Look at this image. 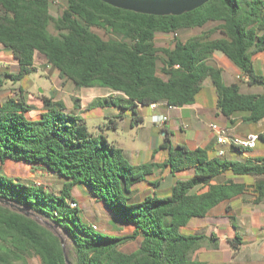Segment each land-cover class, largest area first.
<instances>
[{"label": "trees", "instance_id": "1", "mask_svg": "<svg viewBox=\"0 0 264 264\" xmlns=\"http://www.w3.org/2000/svg\"><path fill=\"white\" fill-rule=\"evenodd\" d=\"M50 4V0H0V47L18 65L17 73L0 75V88L3 77L20 81L34 72L39 54L58 71L62 84L111 92L87 108L122 110V102H127L133 112L132 126L143 121L136 107L193 105L207 81L222 116L242 115L251 124L264 120V79L255 74L252 63V56L264 51V0H210L180 16L144 15L100 0H62L61 12L53 15ZM94 28L115 38L105 40ZM185 30L198 33L180 41L177 35ZM159 34L175 35L173 45L156 46ZM214 51L224 54L249 81L226 84L222 71L211 61ZM22 89L19 98L0 106V163H23L60 177L62 187L54 194L40 184L8 177L0 168V199L23 206L60 228L72 243L71 264H236L192 259L195 251L217 239L183 234L181 229L239 196H249L255 205L264 204L263 180L236 179L264 175V158H219L210 155L215 151L211 144L194 148L178 143L171 148L165 134L159 147L167 150L164 159L133 164L105 136L90 133L79 115L67 112L62 100H54L56 94L42 100L44 112L29 118L32 108ZM258 140L264 141L263 135ZM156 170L172 176L188 170L193 174L175 180L165 197L153 192L133 201L131 193L137 185H157V179L148 181ZM77 186L111 212L113 220L128 225L130 233L114 236L95 231L82 218L72 195ZM131 242L137 243L133 251L120 250ZM240 244L236 236L232 245ZM32 255L39 264H65L57 236L0 206V264H28Z\"/></svg>", "mask_w": 264, "mask_h": 264}, {"label": "rangeland", "instance_id": "2", "mask_svg": "<svg viewBox=\"0 0 264 264\" xmlns=\"http://www.w3.org/2000/svg\"><path fill=\"white\" fill-rule=\"evenodd\" d=\"M51 1V13L53 15H58L61 12V4L62 0H50ZM95 33L101 36L103 39H111L115 38L111 36L109 33L105 32L102 29L94 28L92 29ZM198 31L185 30L178 33L177 38L180 41H184L186 38L197 34ZM175 35L172 34H159L155 37V45L158 47H169L173 45ZM35 71L29 73L20 81H12L9 78L3 77L4 84L0 88V106L5 103L8 99H17L19 98V87L21 86L23 89V96H25L28 105L32 108V112L28 113V117L32 118L38 113L40 109H43V99H49L53 94H56L54 100H62L64 101L66 111L72 114H77L80 118L85 122L86 127L90 133L93 135H103L107 138V140L124 150L125 154L123 157L129 161L132 158L133 164H139V162L146 163L159 162L158 158L161 156H157L154 159V151L159 150L161 143L163 142V137L161 136L160 130L165 129L164 126L167 125L176 130L174 133L175 138H180L184 133L185 136H189V132L191 131V126L185 132H180L179 129V120L172 117L170 120L164 124L158 125L156 124L153 128V133L149 140L143 139V128L145 129L148 123H150L151 119L147 116L148 106L142 107V114L147 117L144 121L143 126L134 125L132 126V117L133 112L131 111L129 104L127 102H122L124 106L121 115L113 116V117H105V110L99 107H91L86 108L84 106L82 109L77 110L74 107L75 100L81 98L82 102L85 104L87 102L86 96L89 93L90 89H95L96 91H103L104 88H77L70 82H65L62 84V80L59 79L58 71L54 70L46 63V60L43 56L36 54L35 56ZM17 64L10 55V53L6 52L0 47V75H4V73L14 74L17 72ZM236 80V79H235ZM237 81V80H236ZM208 82V81H207ZM206 82V83H207ZM206 83L204 86H206ZM241 83V82H238ZM244 84V83H241ZM116 95L123 97L122 94L116 93ZM214 97L211 95H206V93L198 94L196 97V101L204 102L207 104L212 103V99ZM214 100V99H213ZM80 99L77 102V105H80ZM213 104V103H212ZM177 113V112H173ZM205 118V117H204ZM187 119V118H186ZM112 120V121H111ZM208 119H200L198 123H194L193 127H196L200 131V135L202 137H206L209 133H212L210 128L207 127ZM213 122L216 125H224L220 119H216L214 117ZM213 124V123H212ZM170 141L172 144V137H170ZM193 143V140H190V144ZM189 147H193L189 145ZM263 149L262 144L259 142L257 149L255 151H260ZM127 150V151H125ZM132 152V155H131ZM154 153V154H153ZM153 154V155H152ZM131 157V158H130ZM130 158V159H129ZM0 168L3 173L11 178H16L21 180L24 183L29 184H40L44 186L48 191L59 194V191L62 187L63 179L60 177H54L53 175H46L41 173L40 170H35L31 166L16 163L9 160H6L2 164L0 163ZM185 174V175H184ZM193 174L192 170H188L180 175L179 179H184V177L191 176ZM161 178V179H160ZM155 179L159 180V184L155 186L148 185L146 183H142L137 185L131 193V199L133 201L140 200L141 195H148L152 190H155L159 196L165 197L169 195V189L174 183V178L167 171L156 170L148 181H155ZM237 180H242L245 182H253L255 179L252 177H244V178H236ZM223 177L217 179V181L221 182ZM72 195L78 202V207L82 210V218L91 224L95 231H103L109 235L114 236H123L130 233V229L126 224H122L117 222L106 208L97 204L93 199H91L87 192L77 186ZM90 195V194H89ZM225 209V206L222 204L219 205L217 209ZM209 219L206 222H202L201 218H194L190 221L191 225H199L194 232L196 234H204L207 238L211 237V233L215 236L218 235V210L212 212ZM41 222H47L51 225L52 223L43 219L39 215L36 216ZM206 219V218H205ZM203 223V224H202ZM53 230L61 235L65 240V253L70 261L72 257V243L71 240L65 235V233L53 225ZM183 234H192V232L182 231ZM253 240V238H251ZM227 243V242H226ZM225 242H222V245L218 243V241H212L209 243H205L203 248L200 251H195L192 255V259H200L205 260L207 262H232L236 264H264V256L260 251V245L251 243L249 241L243 242L240 248L231 249L229 245H226ZM228 244V243H227ZM137 247V243L131 242L124 244L120 247V250L126 253L133 251ZM228 250V251H225ZM39 259L35 256L28 257V264H39Z\"/></svg>", "mask_w": 264, "mask_h": 264}, {"label": "crops", "instance_id": "3", "mask_svg": "<svg viewBox=\"0 0 264 264\" xmlns=\"http://www.w3.org/2000/svg\"><path fill=\"white\" fill-rule=\"evenodd\" d=\"M211 61L217 66V68H219L222 71V78L226 84L238 82L236 81L237 80L236 77L243 75L240 69L237 68L224 54H222L219 51L213 52ZM252 63H253V69H254L255 74L261 76L264 79V51L252 56ZM34 66H35V60H34ZM203 93H206V95H209L211 93V95L214 97L213 98L214 100L212 99L213 104L212 103L207 104L206 101L204 102L196 101L193 105H188V106H183V107H171L170 108V107H167L165 104H159L155 109H151L148 106L147 116L150 117L151 121L150 123L147 122L148 125L146 126L145 129L143 128L144 130L143 139L149 140V138L151 137L153 133L152 127H155L156 125L153 121L154 117L165 116L167 117V122H168L173 115L174 118L179 120L178 127L180 129V132H185L186 130L190 128L191 125H192L191 126L192 128H191V131L189 132L190 135L188 137L185 136L186 134L183 133L180 138H175L174 133L176 130L170 128L166 123V125L164 126L166 132H161V136L164 137L165 134L168 135L167 144L171 146V148H174L176 144L178 143H182L186 145L189 144V145H192L194 148L195 147H205L211 144L215 151H212L210 155L212 154V155L218 156L217 152L219 150L221 149L225 150V154L221 157L218 156L219 158H224L227 160H243L246 158L263 159L264 158V141L262 140H257L255 148L248 150V152L239 153L233 150L232 148L228 147V145H217L215 143L213 133H209V135L206 137H202L200 135L199 129H197L196 127H193L194 123H198L200 119L207 118L208 119L207 127L209 128L210 124L212 123L216 124L213 122V119L215 117L216 119H220L222 122H224V125L221 126L217 124L218 126L231 128L234 135L236 136H239V137H245L247 135H257L258 136L261 134L264 137V120L258 123H255V124H251V123L244 122L242 119L243 117L242 115H234V116H231L229 119L225 118L224 116H222V114L219 112V110L216 107V97H215L214 89L209 82H207L206 86L203 87L201 94ZM109 94H111V92L107 89L103 91H96L95 89H90L89 93L85 97L87 102L84 104L82 102V99L79 98L81 104L77 106L74 104V107L75 109L80 110L84 106L86 105L88 106L95 99L106 97ZM114 95L116 97H120L116 94ZM101 109L105 110V114H104L105 117H113V116L115 117V116H118L119 114L120 115L122 114L121 113L122 110H119L118 108L113 107V106L102 107ZM134 110L137 114H140L143 118V121L140 125L143 126L144 124H147V123H144L147 117H145L142 114L141 112L142 107H136ZM29 112H32V111H29ZM42 112H44V108L40 109L38 113L35 115V117H32V118L38 117ZM173 112H177V113H173ZM170 137H172V144L170 141ZM190 140H193L192 144H190ZM259 142L262 144L263 149H261L260 151H255L257 149ZM117 147L120 148L119 146ZM120 149L122 150V148ZM153 151L154 153L156 152L154 154V159L157 158L158 155L161 156L158 158V160L164 159L166 157L167 150L165 149L155 150V147H153ZM122 152L124 155H126L124 150H122ZM131 155H132V152H131ZM130 161L132 163V158L130 159ZM141 163L142 162H139V164ZM184 172L186 171L178 172L174 176L171 175V177L174 178V182L175 180L179 179L180 175L182 176V173ZM191 176L184 177V179L189 178ZM227 177H230V175L227 174ZM239 178H244V177H239ZM254 179H255L254 181H257V180L264 181V175L260 177H254ZM238 181H243V179L238 180ZM158 184L159 182L157 183V185ZM153 192H155V190H152V192H150V194L148 195H141L139 199H142L145 196H149ZM250 199L251 198L249 196H239L237 198H234L228 203L222 204L225 207L229 206V210L227 211H225V209L222 210L221 208L217 209L219 208V205H218L207 215V217H205L206 219L205 218L203 219L202 222L203 223L206 222V220L209 219L210 216H212L211 215L212 212L215 210H218V235L215 236L213 233H211V236L216 238L218 243H220L221 245H222V242H225V243L227 242L228 244L226 243V245H229L231 249H234V250L236 248H240L243 242H246V241H249L257 245L259 244L260 251L262 252L264 256V204L255 205L250 201ZM199 225H191V226L188 225L187 227L181 229V231H188V232H192V234H196L194 231L198 229V227H195V226H199ZM236 236H238L241 239V244L237 246H233L232 241L234 240ZM251 238H253V240ZM202 248L203 247L199 248L197 251H200ZM225 251H228V250H225ZM197 260H200V259H197ZM200 261L207 262L205 260H200Z\"/></svg>", "mask_w": 264, "mask_h": 264}, {"label": "water", "instance_id": "4", "mask_svg": "<svg viewBox=\"0 0 264 264\" xmlns=\"http://www.w3.org/2000/svg\"><path fill=\"white\" fill-rule=\"evenodd\" d=\"M100 1L118 9H123L144 15L180 16L182 14L191 12L203 6L210 0H100ZM261 84L262 83H259V85ZM0 206L7 208L8 210L14 213L32 219L41 226L50 230L55 236L59 238L64 254L65 264H71L65 253V240L61 235L57 234L53 230V225L47 222H41L36 217L38 215L37 213L31 212L27 208L16 205L15 203L10 202L8 200L0 199ZM68 239L70 240L69 237Z\"/></svg>", "mask_w": 264, "mask_h": 264}, {"label": "built area", "instance_id": "5", "mask_svg": "<svg viewBox=\"0 0 264 264\" xmlns=\"http://www.w3.org/2000/svg\"><path fill=\"white\" fill-rule=\"evenodd\" d=\"M238 82L246 83L249 81L248 76L241 75L236 77ZM160 103L150 104L149 107L151 109H155ZM171 108V107H170ZM155 124L161 125L167 122V117H154L153 119ZM210 130L214 134L215 143L217 145H228V147L236 150H250L255 148L258 136L257 135H247L245 137H239L234 135L231 128L221 127L216 124L209 125ZM218 156H223L225 154V150L221 149L217 152ZM69 205L71 207H75L73 202H70ZM93 227V226H92ZM94 228V227H93Z\"/></svg>", "mask_w": 264, "mask_h": 264}]
</instances>
